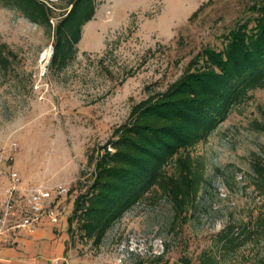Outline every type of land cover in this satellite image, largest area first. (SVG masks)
Masks as SVG:
<instances>
[{"label": "rangeland", "instance_id": "rangeland-1", "mask_svg": "<svg viewBox=\"0 0 264 264\" xmlns=\"http://www.w3.org/2000/svg\"><path fill=\"white\" fill-rule=\"evenodd\" d=\"M261 4L264 0H98L76 57L62 70L51 67L54 39L46 29L0 4V44L17 56L8 70L0 69V198L14 186L12 172L22 192L68 187L55 201L59 221L48 219L65 228L67 256L75 264H135L164 253L167 244L170 264H185L182 258L196 264L204 251L221 258L222 237L244 228L252 237L220 264H263L264 236L255 230L264 216V196L253 183L252 162L264 165V132L256 126L264 121V87L250 90L211 134L188 149L203 161L205 174L187 223L172 226V204L149 193L112 224L99 246L82 237L76 222L69 225L82 190L78 181L92 180V150L111 138L135 103L166 90L204 48L222 50L237 25L254 27L253 8Z\"/></svg>", "mask_w": 264, "mask_h": 264}, {"label": "trees", "instance_id": "trees-1", "mask_svg": "<svg viewBox=\"0 0 264 264\" xmlns=\"http://www.w3.org/2000/svg\"><path fill=\"white\" fill-rule=\"evenodd\" d=\"M57 1L0 0V4L46 29L54 39L51 67L62 70L76 57L83 27L95 17L98 0H64V7ZM253 9L254 27L237 25L222 50L204 48L166 90L135 103L111 138L92 150L88 156L92 180L78 181L82 190L69 218L70 227L76 222L83 238L99 246L112 224L149 193L172 204V226L188 222L205 174L203 161L188 149L211 134L250 90L264 87V4ZM16 57L7 44H0V69L8 70ZM256 126L264 132V121ZM252 169L255 188L264 196V165L255 160ZM255 231L264 236V216ZM229 232L221 240V258L236 253L253 234L248 228ZM168 251L167 244L164 253ZM164 253L135 264H170ZM221 258L204 251L196 264H220ZM182 261L192 264L188 258ZM261 261L264 264V258Z\"/></svg>", "mask_w": 264, "mask_h": 264}, {"label": "crops", "instance_id": "crops-1", "mask_svg": "<svg viewBox=\"0 0 264 264\" xmlns=\"http://www.w3.org/2000/svg\"><path fill=\"white\" fill-rule=\"evenodd\" d=\"M66 240L65 228L47 216L34 229L11 227L0 240V264H75L67 256Z\"/></svg>", "mask_w": 264, "mask_h": 264}, {"label": "built area", "instance_id": "built-area-1", "mask_svg": "<svg viewBox=\"0 0 264 264\" xmlns=\"http://www.w3.org/2000/svg\"><path fill=\"white\" fill-rule=\"evenodd\" d=\"M13 143L11 148H16ZM14 186L8 191V197L0 198V240L11 228L15 229H34L41 221L42 217H49L54 223L59 221V214L56 211L55 201L69 193V188L63 184L56 185L49 189L42 186H35L22 192L20 178L17 172H12ZM24 193L25 206L24 212L19 210L18 197ZM105 264H116L106 262Z\"/></svg>", "mask_w": 264, "mask_h": 264}]
</instances>
